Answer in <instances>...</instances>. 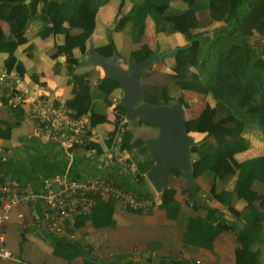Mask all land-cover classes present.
Masks as SVG:
<instances>
[{
	"label": "trees",
	"instance_id": "trees-1",
	"mask_svg": "<svg viewBox=\"0 0 264 264\" xmlns=\"http://www.w3.org/2000/svg\"><path fill=\"white\" fill-rule=\"evenodd\" d=\"M105 1L0 0V19L9 25L6 33L0 24V51L8 53L3 60L6 68H15L19 74H24L25 65L14 51L30 21H40L38 33L42 37L63 34V41L54 43L47 53L55 58V71L61 65L57 57L65 56L67 82L71 84V95L65 99L66 104L76 114L89 112L92 125L109 121L107 106L114 110L115 124L125 114L114 94V90L120 87L117 79L104 77L101 68L94 64L84 70H76L82 60L73 48L78 47L82 52L86 49L87 39L95 28L96 12ZM123 1L120 0L121 5ZM130 1L126 11H121L119 6L114 19V30L123 31L128 36L129 63L144 59L153 50L142 39L148 15L153 20L155 32L180 31L185 37L182 44L169 48L170 52H167L174 57L171 70L145 66L138 79L140 83L148 84L143 100L153 104L180 101L187 131L192 136L196 134L192 130L205 132L198 142L191 145L192 170L197 178L193 188L198 196H201L203 182L209 188L206 195L200 197L203 203H197L185 186L183 174L175 168L169 173L159 205L167 217L184 215L185 221L182 225L167 223L146 229L150 234H161L158 240L148 241L139 237L138 231L131 226H115L111 218L116 209L112 197L97 198L91 211L76 216L75 222L78 224L91 219L96 226H111L107 243L96 252L108 258L113 251L118 261L124 253L139 248L154 250V261L166 259L180 264L179 252L173 241L162 236L170 234L175 238L176 231H181L183 241L192 249L211 248L216 235L224 233L233 242L236 264H260V249L256 243L263 237L264 153L241 160L236 153L250 145L249 137L244 135L246 131L264 140V43L257 47L249 39L254 32L264 34V0H182L185 7H180L174 0ZM192 28L203 30L192 32ZM233 28L238 39L230 35L229 30ZM95 49L102 55H111L116 46L109 39ZM117 54L121 55L120 51ZM31 77L37 80L36 73H31ZM184 89L211 95L214 103L206 102L200 110L191 112ZM2 100L0 137L7 139L12 129L22 123L26 105L13 107L5 103L6 98ZM125 126L121 148L132 153L137 172L143 173L154 165L149 147L144 142L158 134V125L135 117ZM110 143L106 140L107 146ZM92 146L101 152L102 146L95 140L83 145L85 150ZM178 190L187 194L184 200L177 198ZM205 197L220 201L237 220L233 222L221 217L220 211ZM239 199L245 200L240 209L236 207ZM66 226L70 228L68 223ZM136 235L139 238L134 237ZM19 236L15 225L9 224L8 246L28 264H46L47 261L34 253L33 244ZM78 245L75 240L60 239L51 257L62 256L69 261L79 253ZM87 255L90 264L99 259L93 250H88ZM112 264L116 263L113 261ZM211 264L219 263L215 260Z\"/></svg>",
	"mask_w": 264,
	"mask_h": 264
},
{
	"label": "crops",
	"instance_id": "crops-1",
	"mask_svg": "<svg viewBox=\"0 0 264 264\" xmlns=\"http://www.w3.org/2000/svg\"><path fill=\"white\" fill-rule=\"evenodd\" d=\"M174 1L176 2V0ZM177 2L180 4V7H185V3L182 2V0H177ZM130 5V0H124L122 5L120 0H106L102 3L96 12L95 28L90 37L87 39L86 49L82 52L78 47H74V53L81 59L80 55H83L84 57L87 52H91L92 47L95 48V46L106 43L109 39H112L115 43L116 50L121 53V55H118L119 63L124 67H128V51L130 48V43L127 45L126 40L128 39V36L123 31L114 30V19L119 10V6L121 11H126ZM0 24L4 32L8 33V23L5 20L0 19ZM40 26V21H30L22 38L19 40L15 48V55L17 58L22 60L25 65L26 69L24 74L21 75L15 68H12L10 69V74L7 77H0V106L3 104L2 99L6 98L10 89L18 85H25L31 90L39 88L40 85H43L44 91L50 95L55 97L58 96L63 99H67L71 95V84L67 82L68 74L64 62L65 56L59 55L57 57V59L61 62V65H59V70L55 71V58H52L47 53V49L54 43L63 41L64 35L58 33L42 37L38 33ZM190 30L192 32H196L193 28ZM142 39L143 41H146L152 49H155L158 53L163 54L161 60L157 61H162V65L165 68L158 67V69L162 70H171V66L174 61L173 55H168L165 51L169 48H174V46L182 44L185 41V37L180 31H174L171 33L155 32L153 20L149 15L145 18V28ZM37 51H43L48 57L49 61L46 63L47 67L44 69H39L35 62L28 63L29 59L37 58ZM7 55L8 53L6 51H0V71L6 68L3 60ZM86 57L80 64L88 67L90 64L85 63V60L87 59ZM151 65H153V63ZM84 69H79L78 71ZM31 73L37 74V80L31 77ZM117 89L118 88L114 90V93H116ZM187 91L190 90L184 89L185 97ZM116 96L119 99L120 95L116 94ZM27 109L28 104L25 107V117L22 123L12 129L11 136L7 139L0 137V151L3 156V158H0V167L11 173L15 179L19 181H28L36 187H41L52 174L62 173L76 177H111L120 184L138 192H144L151 188V183L144 174L146 171L140 173L144 175V178L142 177L143 175H139L138 179H136L129 171H125L123 169L122 162L103 159V154L107 152L108 147L106 145V135L115 125L114 110L112 107H106V113L109 121L100 122L94 125V130L96 132L95 141L101 144V152H89L85 150L83 146L78 145L75 147V153L72 157L66 153V148L63 145L38 137L32 132L33 121L29 115H27ZM99 125H103L104 127L102 126V128H99ZM192 131L196 133L193 136L198 140H200L205 134L204 131ZM244 135L249 137L250 145L247 149L236 153V157L238 159L241 160L264 153V140L261 137L255 135L251 131H246ZM126 152L137 167L132 153L127 150ZM208 188L209 186L203 182L201 188L202 190L200 192L201 196L206 195ZM186 195L187 194L185 192L180 190L176 192V196L180 200H184ZM244 204L245 200L239 199L236 203V207L240 209ZM115 205L116 209L111 214L114 225L126 227L131 226L134 230L138 231L139 237L148 241H153L154 239L158 240L161 234H150V232H146V229L167 223L182 225L185 221L184 215H179L176 218L167 217L164 208L160 205L153 207L149 211L140 212H135L129 208H125L119 205L116 201ZM212 205L218 210H224L226 208V206L218 200H215ZM226 214V216H222L226 220L233 222L237 220L231 212ZM15 217L16 211L12 210V219L9 224L12 223L15 225L20 238L26 239L33 244L34 253L40 259L47 261L46 264H90L87 260L88 250H93L94 255L99 258L94 264H105L106 255L97 253L96 250L107 243L111 226L107 224L96 226L91 219H84L77 224L75 222L76 217L66 221L65 223H68L70 228L75 231V241L79 243V253L68 261L62 256L51 257L56 242L60 239L66 240L67 238L54 237L50 234L39 235L29 231H24L21 228H18ZM175 235V238L170 234H164L162 237L173 241L176 251L179 252L177 258L180 260L190 259V261H192L194 258L200 257L201 262L199 264H211V262L215 260H217L219 264H236L233 242L224 233H218L216 235L211 248L198 247L197 249L190 248V245L183 241L181 231H176ZM134 237H137V235ZM256 247L260 249V264H264V222L263 237L261 241L256 243ZM136 249L139 248H134L133 250ZM142 251L148 250L144 249ZM149 251L154 253V250ZM131 252L124 253L123 257L126 255L127 257L130 256L129 254ZM166 252L169 253V250H166ZM99 255H101V257H99ZM0 264L17 263L11 260L0 259Z\"/></svg>",
	"mask_w": 264,
	"mask_h": 264
},
{
	"label": "built area",
	"instance_id": "built-area-1",
	"mask_svg": "<svg viewBox=\"0 0 264 264\" xmlns=\"http://www.w3.org/2000/svg\"><path fill=\"white\" fill-rule=\"evenodd\" d=\"M9 74L10 70L6 68L0 71L1 78ZM5 103L13 107L28 104L26 112L33 121L32 132L38 137L63 145L71 157L76 146H83L96 140L89 112L76 114L73 108L66 104L65 99L50 95L44 91L43 85L33 90L25 85L14 86L8 92ZM127 121L129 120L124 114L107 133L106 139L111 143L107 147V152L103 154V159L122 162L123 169L138 179L140 174L137 173L133 160L126 150L121 148L122 133ZM87 151L96 153L97 148L92 146ZM0 158H3L1 151ZM166 185V182L160 187L151 184L147 194H139L138 191L120 184L111 177H76L55 173L41 187H36L31 182L15 179L11 173L0 167V259L28 264L7 244L12 210L16 211V223L24 231L75 240V231L68 228L65 222L90 212L97 198L112 197L123 207L149 211L161 203ZM54 186H57L56 190ZM205 200L210 204L215 202L211 198L205 197ZM219 211L221 217L230 212L227 207ZM129 255L118 261L116 255L110 252L104 263L112 264L114 261L116 264H173L166 259L154 261V253L150 251L136 249ZM200 262L199 257L192 261L182 259L179 263Z\"/></svg>",
	"mask_w": 264,
	"mask_h": 264
},
{
	"label": "water",
	"instance_id": "water-1",
	"mask_svg": "<svg viewBox=\"0 0 264 264\" xmlns=\"http://www.w3.org/2000/svg\"><path fill=\"white\" fill-rule=\"evenodd\" d=\"M167 52L170 49L165 51ZM162 55L153 49L144 59L124 67L118 61L116 49L111 55H102L92 47L85 63L100 66L104 77H113L119 81V102L124 108L127 120L140 117L146 123L158 125V134L146 138L144 142L154 159V165L145 172L149 182L154 187H160L166 182L172 169L178 168L193 199L202 204L193 188L196 177L192 170L191 156V145L198 142V139L186 129V117L181 102L153 104L143 100L144 89L148 84L140 83L138 75L145 66L149 67L153 62L161 60ZM56 188L54 186L55 190Z\"/></svg>",
	"mask_w": 264,
	"mask_h": 264
},
{
	"label": "rangeland",
	"instance_id": "rangeland-1",
	"mask_svg": "<svg viewBox=\"0 0 264 264\" xmlns=\"http://www.w3.org/2000/svg\"><path fill=\"white\" fill-rule=\"evenodd\" d=\"M177 2V0H176ZM199 30H203V29H198V28H195L194 31H199ZM211 31V29H209ZM209 31V32H210ZM206 32L203 31V33ZM229 32L231 33L230 35L234 38V39H238V36H237V32L236 30L233 28V30H229ZM208 33V32H207ZM94 39V37H93ZM249 39L250 41L257 47H260V45L262 43H264V34H260V33H256L254 32L252 35L249 36ZM127 40V45L129 43V39H126ZM91 52H87V54L83 57V55H80L81 57V60H83L87 55L89 56ZM88 56L86 58H88ZM48 57L47 55L43 52V51H37V58H31L28 60V63H33L35 62L36 66L39 68V69H44L46 66V63L48 62ZM86 67V65H81V64H78L76 66V70H79V69H84ZM100 67V66H99ZM151 67H155V68H158V67H163L165 68L163 65H162V61L161 62H153V65H150L149 68ZM101 68V67H100ZM102 70V69H101ZM103 71V70H102ZM115 95L117 94H121V90L120 88L117 89L116 93H114ZM117 97V96H116ZM118 98V97H117ZM186 99L189 101V104L191 105V107H189L188 109L191 110V112H197L198 110H200L204 104L206 102H210V103H214V99L211 95H207V94H203V93H198V92H195V91H187L186 93ZM192 114V113H191ZM103 125H99L98 127L99 128H102ZM104 127V126H103ZM190 132V131H189Z\"/></svg>",
	"mask_w": 264,
	"mask_h": 264
},
{
	"label": "bare ground",
	"instance_id": "bare-ground-1",
	"mask_svg": "<svg viewBox=\"0 0 264 264\" xmlns=\"http://www.w3.org/2000/svg\"><path fill=\"white\" fill-rule=\"evenodd\" d=\"M173 169H174V168H173ZM173 169H172V170H173ZM175 169H178V168H175Z\"/></svg>",
	"mask_w": 264,
	"mask_h": 264
}]
</instances>
